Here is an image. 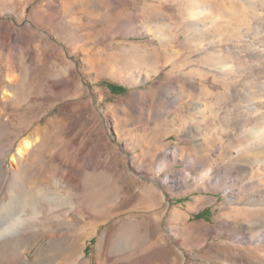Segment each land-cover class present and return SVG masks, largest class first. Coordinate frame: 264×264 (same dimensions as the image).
I'll return each instance as SVG.
<instances>
[{
	"label": "rangeland",
	"instance_id": "374dc122",
	"mask_svg": "<svg viewBox=\"0 0 264 264\" xmlns=\"http://www.w3.org/2000/svg\"><path fill=\"white\" fill-rule=\"evenodd\" d=\"M263 11L0 0L4 263L264 264V215L247 212L264 166L253 145L237 156L264 111Z\"/></svg>",
	"mask_w": 264,
	"mask_h": 264
},
{
	"label": "bare ground",
	"instance_id": "6f19581e",
	"mask_svg": "<svg viewBox=\"0 0 264 264\" xmlns=\"http://www.w3.org/2000/svg\"><path fill=\"white\" fill-rule=\"evenodd\" d=\"M262 7H263V5H262ZM261 10H263V9H261ZM261 16H264V11H263V14L261 15ZM263 43H264V41H263ZM261 46V45H260ZM259 46V48H260V55H261V57H263L264 58V44L260 47ZM255 58V57H254ZM259 58V57H258ZM258 60V59H257ZM229 62V61H228ZM254 62V61H253ZM232 64V63H231ZM250 64V63H249ZM264 65V64H263ZM258 83V82H257ZM262 90V89H261ZM264 94V93H263ZM261 96V95H260ZM254 98H256V97H254ZM259 98V97H258ZM257 102H259L261 105L264 103V99L262 98V100H258ZM256 103V102H255ZM258 106H259V104H258ZM263 106H264V104H263ZM251 107H253V106H251ZM255 107V106H254ZM248 108V107H247ZM263 109V108H262ZM252 112H254V111H252ZM234 114V113H233ZM261 114V115H260ZM260 114H258V115H255V117L253 118V123H254V125H251L252 127L250 128V129H252V131H251V136H254V139L252 140V142L251 143H248L247 144V147H246V151L245 152H243V151H241L242 149H240V150H238L237 152V156L239 157H241L242 159L243 158H246V157H248L247 156V152L249 151V145L251 146V145H253L255 148L254 149H257V155L259 156V158L258 159H256V160H254V161H252V164L254 165V164H256L257 162L258 163H261L263 166H264V118H263V116H264V111H262V113H260ZM243 117V116H242ZM257 117V118H256ZM249 123V122H248ZM251 124V123H250ZM33 145H34V143L33 142H31L30 140H26L25 142H24V145L23 146H21V147H19L18 148V155H19V157H22V156H24L25 154V152L26 151H29L32 147H33ZM253 146H251L252 148H253ZM250 150H252V149H250ZM27 153V152H26ZM255 154V153H254ZM256 156V155H255ZM257 156V157H258ZM249 157H251V156H249ZM255 158V157H254ZM14 159V158H13ZM242 159H240V160H242ZM248 159H250V158H248ZM236 160H238V159H236ZM245 161V160H244ZM2 162V161H1ZM0 162V163H1ZM242 162H243V160H242ZM250 164V163H249ZM256 165H258V164H256ZM251 166L250 165H248V164H246V167H244V166H242V168L243 169H245V168H250ZM256 167V166H255ZM251 168H253V167H251ZM264 168V167H263ZM258 170H259V168H258ZM264 170V169H263ZM256 172V171H255ZM264 174V173H263ZM253 175H254V173H253ZM259 178V177H258ZM57 185H58V187H60V188H63V187H65L64 186V184L63 183H56ZM262 184V183H261ZM43 191L42 190H39V189H35L34 190V192H31L32 194L30 195L31 197H35V196H37V195H39L40 193H42ZM249 194V193H248ZM57 196V195H56ZM55 196V197H56ZM247 197V196H246ZM50 199H52L51 197H50ZM11 203H12V201H11ZM8 204H9V202H8ZM36 207L34 206V209H35ZM252 209V208H251ZM251 209H249L247 212L249 213V216H248V219H251V218H256V217H259V216H261V215H264V209H262V210H257V209H254V210H251ZM245 217V216H244ZM18 222V220H15V222ZM8 222H10V221H8ZM7 221H5V220H1L0 219V238L1 237H4L7 233H11V230L13 231L12 233L14 234V231L15 230H17V229H15L14 230V223H12V224H10V223H8ZM20 222V221H19ZM16 224V226L15 227H18V226H20L19 224L17 225V223H15ZM21 227V226H20ZM20 227H18V229L20 228ZM16 232V231H15ZM19 232V231H18ZM12 234V235H13ZM9 235V234H8ZM7 235V236H8ZM14 236H16L15 234H14ZM18 237H19V235H18ZM13 238V237H12ZM11 238V239H12ZM22 238V237H21ZM14 241H15V239H14ZM11 242V241H10ZM70 243V242H69ZM17 246H18V244H17ZM23 246V245H22ZM8 251V250H7ZM51 251V250H50ZM14 252V251H13ZM17 252V251H16ZM10 253H12V252H10ZM54 254H55V252H54ZM14 255V254H13ZM38 255H41V253H39ZM45 255V254H44ZM47 255V254H46ZM12 258V257H11ZM47 258V257H46ZM50 258V260H51V257H49ZM48 260V259H47ZM47 260H46V262H47ZM11 262V261H10ZM41 263H43V261L41 262ZM41 263H39V264H41ZM48 263V262H47ZM0 264H5L4 263V261H3V259L2 258H0ZM9 264H31V262H30V260H29V258H28V255H27V252L26 251H24V252H21V249H20V254H19V252H18V256L17 257H14V259H13V261L11 262V263H9ZM84 264H86V263H84Z\"/></svg>",
	"mask_w": 264,
	"mask_h": 264
}]
</instances>
